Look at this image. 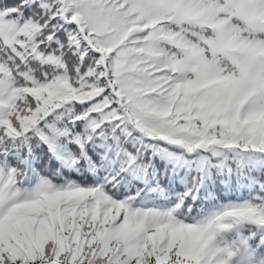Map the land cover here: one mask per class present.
I'll list each match as a JSON object with an SVG mask.
<instances>
[{
  "label": "snow or ice",
  "instance_id": "obj_1",
  "mask_svg": "<svg viewBox=\"0 0 264 264\" xmlns=\"http://www.w3.org/2000/svg\"><path fill=\"white\" fill-rule=\"evenodd\" d=\"M0 264H264V0H0Z\"/></svg>",
  "mask_w": 264,
  "mask_h": 264
}]
</instances>
